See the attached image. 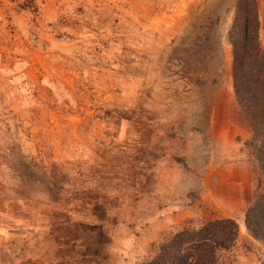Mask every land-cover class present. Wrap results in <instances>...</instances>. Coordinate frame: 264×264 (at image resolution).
<instances>
[{"label": "rangeland", "instance_id": "obj_1", "mask_svg": "<svg viewBox=\"0 0 264 264\" xmlns=\"http://www.w3.org/2000/svg\"><path fill=\"white\" fill-rule=\"evenodd\" d=\"M236 1L0 0V264H135L223 217L240 226L232 264H264L242 228L257 174Z\"/></svg>", "mask_w": 264, "mask_h": 264}, {"label": "trees", "instance_id": "obj_2", "mask_svg": "<svg viewBox=\"0 0 264 264\" xmlns=\"http://www.w3.org/2000/svg\"><path fill=\"white\" fill-rule=\"evenodd\" d=\"M215 21L220 26L221 17ZM261 28L259 1L237 0L228 31L232 45L233 89L241 115L251 129L245 146L257 174L253 199L244 210V224L254 239L264 242V45L260 38ZM214 29L213 24L200 43L195 44L198 48L195 53L187 54L188 60L200 64L196 68L201 69L203 52L210 57L215 50L210 35ZM216 44L221 45L220 38ZM239 241L240 226L235 218L209 219L172 233L135 264H232Z\"/></svg>", "mask_w": 264, "mask_h": 264}, {"label": "crops", "instance_id": "obj_3", "mask_svg": "<svg viewBox=\"0 0 264 264\" xmlns=\"http://www.w3.org/2000/svg\"><path fill=\"white\" fill-rule=\"evenodd\" d=\"M259 12H260V18H261V23H262V28H261V32H262V30H264V14H263V8L261 7V4L260 3H259ZM246 175H247L246 176V180L248 181L250 179L249 173L246 172Z\"/></svg>", "mask_w": 264, "mask_h": 264}, {"label": "bare ground", "instance_id": "obj_4", "mask_svg": "<svg viewBox=\"0 0 264 264\" xmlns=\"http://www.w3.org/2000/svg\"><path fill=\"white\" fill-rule=\"evenodd\" d=\"M242 228L245 229V230L247 231L246 226H245L244 223L242 224Z\"/></svg>", "mask_w": 264, "mask_h": 264}, {"label": "water", "instance_id": "obj_5", "mask_svg": "<svg viewBox=\"0 0 264 264\" xmlns=\"http://www.w3.org/2000/svg\"><path fill=\"white\" fill-rule=\"evenodd\" d=\"M223 1H224V0H220L219 4H220V5L223 4Z\"/></svg>", "mask_w": 264, "mask_h": 264}]
</instances>
